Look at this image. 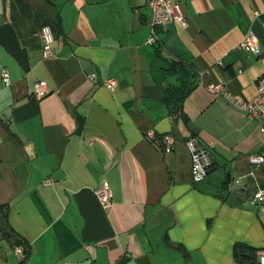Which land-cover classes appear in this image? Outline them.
I'll use <instances>...</instances> for the list:
<instances>
[{"label": "crops", "instance_id": "obj_1", "mask_svg": "<svg viewBox=\"0 0 264 264\" xmlns=\"http://www.w3.org/2000/svg\"><path fill=\"white\" fill-rule=\"evenodd\" d=\"M49 1L62 31L52 28L55 56L42 58L39 29L49 20L26 0H0V71L11 77L7 86L0 76V203L31 246L24 264H239L237 242L264 255V209L251 202L264 163L249 160L264 153V135L257 119L206 87L220 81L255 95L264 0H177L187 25L159 27L153 43L145 0ZM249 30L258 52L237 47ZM157 48L197 70L182 104L187 122L162 102L172 79ZM107 77L117 80L113 90ZM36 79L46 83L43 96L33 92ZM167 132L176 142L164 152ZM190 135L211 145L215 164L198 183L183 142ZM104 181L107 208L94 192ZM16 247L0 246V264H19Z\"/></svg>", "mask_w": 264, "mask_h": 264}, {"label": "built area", "instance_id": "obj_2", "mask_svg": "<svg viewBox=\"0 0 264 264\" xmlns=\"http://www.w3.org/2000/svg\"><path fill=\"white\" fill-rule=\"evenodd\" d=\"M150 10V33L147 37V42L153 43L156 39L157 29L164 27L170 22L176 21L181 26H186L187 21L181 10V5L177 0H145ZM39 36L41 38V57L50 58L55 56L52 42L54 40V33L52 27L49 24H45L39 29ZM258 37L252 32L248 31L243 35L239 41L237 47L244 51L257 50ZM1 80L4 85L11 84V77L7 67H2L0 71ZM90 80L95 79V73L90 72L87 74ZM103 84L110 90H113L117 86V80L114 77H107L104 79ZM209 91L220 93L223 97L233 106L243 110L249 117L257 119L259 121V130L264 135V75H261L256 80V93L250 98L246 99L238 93H233L227 88L226 84L220 81H211L206 84ZM33 92L37 96H43L47 92L46 83L42 79H36L33 84ZM148 139L154 138V133L149 130L146 133ZM162 138V150L169 152L173 149L176 142L175 136L170 133H164ZM184 144L188 150L190 157V173L193 182L198 183L203 181L209 170L213 166V157L210 150L211 145H204L197 137L190 135L184 139ZM249 160L255 164L264 163V153L251 154ZM53 182L52 177H46L43 179V184L48 185ZM95 195L99 203L107 208L112 204V191L108 182H102L98 187L94 189ZM251 202L258 206L260 210L264 209V188L258 187L253 194ZM15 252L23 256L21 248L16 247ZM260 264H264V255L259 257Z\"/></svg>", "mask_w": 264, "mask_h": 264}, {"label": "trees", "instance_id": "obj_3", "mask_svg": "<svg viewBox=\"0 0 264 264\" xmlns=\"http://www.w3.org/2000/svg\"><path fill=\"white\" fill-rule=\"evenodd\" d=\"M26 1L35 11L49 20L52 28H55L58 33L62 31L60 14L54 3L49 0ZM156 54L165 61L163 73L166 77L172 79L164 86L162 102L165 104L170 115L181 117L184 122H187L188 117L183 113L182 104L191 90L197 85V70L193 62L187 59H167L161 55L158 48ZM211 170L212 168L209 172ZM228 185L229 183L226 177H224L220 180L218 186L222 192H227L229 190ZM261 186L264 187V180L261 182ZM0 240H5L11 248L20 246L23 251V257L19 264H24L25 259L31 252V246L25 236L11 224L9 220V205L6 202L0 203ZM234 257L239 264H260L257 248L244 242H237L235 244Z\"/></svg>", "mask_w": 264, "mask_h": 264}, {"label": "rangeland", "instance_id": "obj_4", "mask_svg": "<svg viewBox=\"0 0 264 264\" xmlns=\"http://www.w3.org/2000/svg\"><path fill=\"white\" fill-rule=\"evenodd\" d=\"M6 246V241L5 240H0V246ZM8 259H9V261H16V258L13 256V255H10L9 257H8ZM11 263V262H10Z\"/></svg>", "mask_w": 264, "mask_h": 264}, {"label": "water", "instance_id": "obj_5", "mask_svg": "<svg viewBox=\"0 0 264 264\" xmlns=\"http://www.w3.org/2000/svg\"><path fill=\"white\" fill-rule=\"evenodd\" d=\"M227 176H228V173H227ZM222 264V263H221Z\"/></svg>", "mask_w": 264, "mask_h": 264}]
</instances>
